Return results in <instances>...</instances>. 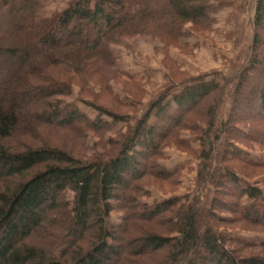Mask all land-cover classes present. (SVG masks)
Masks as SVG:
<instances>
[{
  "label": "trees",
  "instance_id": "1",
  "mask_svg": "<svg viewBox=\"0 0 264 264\" xmlns=\"http://www.w3.org/2000/svg\"><path fill=\"white\" fill-rule=\"evenodd\" d=\"M230 4L67 0L62 12L47 16L45 0H0V264H264V255H242L239 249L251 247L219 228L240 220L264 228L263 191L230 166L241 153L234 144L240 138L233 130L242 132L237 124L249 127L242 132L245 141L264 147V0H256L253 41L241 70L225 84L198 77L170 100L154 102L121 140L117 155L86 161L49 142H21L40 138L49 127L77 136L97 133L98 120L55 111L57 98L71 96L76 84L110 89L115 73L121 74L112 46L123 39L153 35L178 43L196 31H212V13ZM192 116L207 123L194 130L204 144L198 183L219 193L222 187L234 201L197 196L142 203L139 183L148 176L169 179L156 159ZM67 191L75 194L73 203L65 199ZM116 210L125 216L119 226H109Z\"/></svg>",
  "mask_w": 264,
  "mask_h": 264
},
{
  "label": "rangeland",
  "instance_id": "2",
  "mask_svg": "<svg viewBox=\"0 0 264 264\" xmlns=\"http://www.w3.org/2000/svg\"><path fill=\"white\" fill-rule=\"evenodd\" d=\"M232 4L212 13L216 24L210 32H197L196 35L180 38L178 43L166 44L153 35H139L125 38L112 49L117 58L114 67L121 74L115 73L110 89L101 88L96 82L89 86L74 85L73 94L69 97L60 96L54 110H62L70 115L74 111L85 114L92 121H97L99 131L85 130L84 135L77 136L67 130L45 128L37 139L21 138L24 143L41 147L42 142H49L71 152L77 158L91 161L96 158H108L118 154L121 140L127 135L142 117L149 112L157 100L168 101L178 94L184 85H190L193 79L201 77L207 81L228 83L246 63L253 41L256 0H229ZM67 0H45V14L52 16L62 12ZM188 25L187 28H189ZM229 88V86H228ZM169 95L166 100V95ZM175 109V105L173 104ZM220 110L218 122L226 118V109ZM99 109L120 116V120L104 114ZM251 109V108H250ZM257 111L254 109L251 113ZM156 110L152 111L150 123H155ZM186 129L179 131L177 141L170 139L162 147L161 155L156 159L157 167L168 171V180L154 176L145 177L140 183L139 199L142 203L153 206L165 199L180 197L190 201L199 196L226 198L215 186L203 187L198 183V175L202 171L205 159L201 157L202 141L197 129H207V123L200 122L192 116ZM263 129H264V124ZM218 126V125H217ZM237 129L247 132L244 123L236 125ZM261 129V128H260ZM233 130L239 140L234 144L241 150L238 159L230 162L238 173L252 185L260 188L264 194V147L245 141L244 136ZM235 136V137H236ZM20 141L13 143L20 146ZM21 144V149H23ZM208 149V146L205 147ZM240 159V160H239ZM249 161L258 163L255 168L247 164ZM75 194L65 193V199L73 203ZM234 201L231 197L226 198ZM184 202V201H183ZM250 200L244 198L243 205L248 209ZM264 207V195L262 197ZM220 217L231 219L237 214L218 212ZM124 213L116 210L109 217V226L117 227L124 218ZM220 231L240 241L243 246L251 247L241 250L242 255H264V228L250 223L240 222L219 226ZM236 246V245H234Z\"/></svg>",
  "mask_w": 264,
  "mask_h": 264
}]
</instances>
